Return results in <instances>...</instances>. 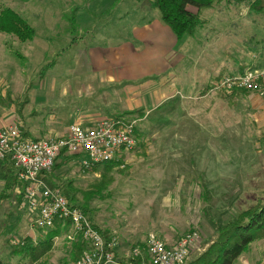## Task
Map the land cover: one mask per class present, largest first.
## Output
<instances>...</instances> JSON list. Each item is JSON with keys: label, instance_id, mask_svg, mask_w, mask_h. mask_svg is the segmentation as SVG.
<instances>
[{"label": "rangeland", "instance_id": "obj_1", "mask_svg": "<svg viewBox=\"0 0 264 264\" xmlns=\"http://www.w3.org/2000/svg\"><path fill=\"white\" fill-rule=\"evenodd\" d=\"M4 9L17 13L34 35L21 41L0 32V119L12 118L8 125L30 140L66 136L72 109L85 113L84 102L78 101L91 95L98 75L78 72L92 65L87 58L91 49L118 44L130 37L135 24L160 19L152 0H0V13ZM188 10L198 13L202 24L178 44L186 56L180 72L190 82L208 81L202 92L210 98L238 96L242 91L210 89L224 76L264 69V11L254 13L249 2L236 0ZM244 93L243 102L234 101L232 115H214V107L204 112L200 105L170 116L166 106L155 115L107 114L104 119L125 125L135 121L133 149L122 152L109 168L105 163L84 168V156L62 155L49 179L58 186L71 183L78 205L87 208L107 238L115 239L120 260L151 236L174 245L197 231L200 239L184 263L189 264L241 214L264 204V120L251 109L249 96L256 94ZM140 96L142 90L129 95L133 110ZM90 101L88 108H94ZM32 127L52 132L29 138ZM24 187H11L0 177V264H77L69 227L51 240L48 251L38 250L36 258L21 252L25 242L36 246L49 232L34 227ZM234 264H264V236Z\"/></svg>", "mask_w": 264, "mask_h": 264}, {"label": "built area", "instance_id": "obj_2", "mask_svg": "<svg viewBox=\"0 0 264 264\" xmlns=\"http://www.w3.org/2000/svg\"><path fill=\"white\" fill-rule=\"evenodd\" d=\"M212 92L246 91L264 99V69H245L242 73L227 75L213 83ZM135 121L125 125L121 120L103 119L92 126L72 124L66 136L30 140L22 136L20 128L8 125L0 128V160L9 159L23 189L27 206L34 215L36 229L50 230L55 221L68 223L70 231L81 236L89 247L77 264H133L129 259H140V264H184L200 239L197 231L181 237L168 246L151 236L131 250L127 260L116 254L113 237H104L83 211L72 206L60 188H51L42 178L51 173L61 155L84 156V168L118 159L122 152L135 146Z\"/></svg>", "mask_w": 264, "mask_h": 264}, {"label": "crops", "instance_id": "obj_3", "mask_svg": "<svg viewBox=\"0 0 264 264\" xmlns=\"http://www.w3.org/2000/svg\"><path fill=\"white\" fill-rule=\"evenodd\" d=\"M178 44L170 28L160 19L153 18L143 24L132 26L130 37L124 38L118 44L91 49L87 58L92 65L86 68V72L82 68L78 73L84 76L97 74L98 77H95L97 87L90 91L91 95L87 99L83 97L81 101H78L84 102L81 109L85 113L75 107L72 109L69 115L71 125L79 124L89 127L103 120L105 115L118 113L120 110L155 115L163 111L164 106L168 116L169 114L177 115L181 108L184 109L188 105H200V110L204 112L210 111L205 107L208 109L214 107L212 111L214 115L234 114V101L243 102V97L247 94L242 91L238 96L234 95L225 100L204 95L202 90L205 85L207 86L208 81L190 82L188 75L180 72L186 56L178 52ZM134 90H142L143 96H140V103L133 110L130 108L128 97L134 94ZM249 97L251 109L257 112L255 117L264 120V99L256 95ZM90 100L95 101L94 108H88ZM184 117L185 115H182V118ZM10 122L12 118L0 119V128L7 126ZM50 132L52 130L47 127L42 129L32 127L27 137L33 139L46 137L50 136Z\"/></svg>", "mask_w": 264, "mask_h": 264}, {"label": "trees", "instance_id": "obj_4", "mask_svg": "<svg viewBox=\"0 0 264 264\" xmlns=\"http://www.w3.org/2000/svg\"><path fill=\"white\" fill-rule=\"evenodd\" d=\"M221 1L223 0H152L154 8L160 14V20L170 28L178 42L182 41L186 36H193L197 28L202 24L199 14L190 12L188 7H193L197 11H200L202 9L212 8ZM236 2H249L250 9L254 13L264 11V0H236ZM0 32L14 35L21 41H27L34 35V31L24 23L17 13L10 9H4L0 13ZM115 164V160H113L105 163L104 167L109 168ZM50 174L42 175V178L48 186L51 188H60L70 204L79 207L90 219L92 224L107 238V233H103L93 223L88 215L89 211L87 208L78 205L74 196L70 193L71 189L69 186H71V183L62 186L54 185L49 179ZM0 177H3L5 182L10 184L11 187L20 183L14 164L9 159L0 160ZM101 184L103 185L102 182ZM65 228H68V223L63 224L62 221L56 220L54 227L49 230L44 241H40L36 246H33L31 241L28 240L20 247L21 252L25 253L30 259L36 258L38 250H41V253L48 251L52 244L51 240L58 236ZM259 236H264V204L255 206L241 214L234 223L220 233L218 240L205 253L189 264H234L235 260ZM74 240V255L79 259L83 252L88 249L89 244L79 235ZM138 247L144 251V244ZM129 261L133 264H140V259H129Z\"/></svg>", "mask_w": 264, "mask_h": 264}]
</instances>
